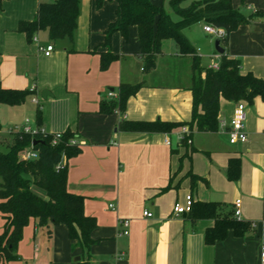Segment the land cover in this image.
<instances>
[{
  "label": "crops",
  "instance_id": "obj_1",
  "mask_svg": "<svg viewBox=\"0 0 264 264\" xmlns=\"http://www.w3.org/2000/svg\"><path fill=\"white\" fill-rule=\"evenodd\" d=\"M50 0H3L0 2V83L6 88L31 91L41 111L39 126L47 133L69 127L77 134L81 152L67 160V189L85 196L84 212L96 218L90 233L94 241L81 247L68 237L66 225L51 226L50 236L31 219L17 245L19 258L5 264H264V101L255 97L246 106L244 142L230 143L226 125L234 101L220 100L218 129L198 131L184 124L169 132L125 131L124 120L188 121L192 112L191 60L181 56L170 39L162 43L152 70H144L138 55L136 28L128 38L119 32L104 46L108 24L115 19V3L80 0L73 41L47 40L39 31L28 42L16 30L21 20L33 19L39 2ZM157 4V0H151ZM162 3V2H161ZM234 8L264 9V0H231ZM202 25L204 36L199 29ZM204 22L184 29L195 47L202 67L219 63L220 54L203 30ZM49 39V38H48ZM53 45L47 56L39 47ZM118 57L100 68V52ZM228 54L241 60V71L264 78V20L254 18L229 34ZM179 72V73H178ZM204 76V73L201 74ZM142 82L123 110H99L102 100L118 98L121 83ZM113 92L115 97H108ZM21 105H5L9 116L23 113ZM200 111V109H199ZM36 112L31 119L36 126ZM188 129L183 133L182 128ZM6 143L10 141L3 140ZM0 141V142H3ZM237 158L236 178L229 162ZM212 201L231 209L240 199L238 219L249 223L242 236L229 232L212 244L204 239L214 224L211 218L192 221L189 213L174 214L176 202ZM112 204L113 208L109 205ZM143 210L151 212L143 216ZM129 219L128 234L119 220ZM5 219L0 213V233Z\"/></svg>",
  "mask_w": 264,
  "mask_h": 264
},
{
  "label": "trees",
  "instance_id": "obj_2",
  "mask_svg": "<svg viewBox=\"0 0 264 264\" xmlns=\"http://www.w3.org/2000/svg\"><path fill=\"white\" fill-rule=\"evenodd\" d=\"M105 1L115 3V19L104 31V46H110L111 36L115 32L127 39L129 28L134 26L139 43L138 55L144 70L155 67L157 56L163 50L162 43L168 39L173 41L181 56H189L191 60L189 89L192 94V112L188 121L124 120L120 123V129L169 132L186 124L190 129L195 127L198 131H216L221 98L247 104H251L255 97L264 101V78L251 72L243 73L241 60L228 54L229 34L254 18L264 20V9L244 11L234 8L231 0H168L170 10L179 17L173 20L163 3L156 4L151 0H95L96 8H100ZM79 4L80 0L39 2L33 19L19 21L16 30L24 33L28 42L39 31H46L51 41L65 38L73 41ZM195 22H204V25L210 24L225 32L220 39L224 53L220 54L216 69L201 66L197 50L184 33V29ZM117 57L111 51L100 52V68L106 69ZM142 84L121 83L118 98L102 100L99 110L103 113L123 110L129 97ZM30 95L28 89L6 88L0 83V104L21 105ZM35 117L36 127H40L39 108L36 109ZM55 134L31 135L17 130L9 143L0 142V213L5 219L4 229L0 233V264L19 258L17 245L24 227L31 219L49 236L51 226L64 224L68 229V237L77 240L79 246L89 247L94 242L90 233L97 222L94 216L84 212L85 196L67 189V160L81 152L77 134L67 127L53 143ZM34 139L41 141L33 146L37 158L24 160L22 153ZM71 139L76 142L70 143ZM238 167V159L231 158L230 177L236 178ZM33 187L43 190L46 198L40 197ZM188 213L192 221L199 218L214 220L213 226L205 231L207 244L224 239L229 232L242 236L249 229L247 221L234 217L231 209H226L220 203L193 201Z\"/></svg>",
  "mask_w": 264,
  "mask_h": 264
},
{
  "label": "built area",
  "instance_id": "obj_3",
  "mask_svg": "<svg viewBox=\"0 0 264 264\" xmlns=\"http://www.w3.org/2000/svg\"><path fill=\"white\" fill-rule=\"evenodd\" d=\"M203 30L209 34L214 36L215 38H222L225 35V32L222 28H218V27H214L210 24H205L203 25ZM34 41L37 40L36 36H33L32 38ZM39 49L41 51L44 52L45 55H49L52 50H53V45L52 44H47L44 47H39ZM211 68L216 69L218 67V63H213L211 66ZM34 90V86L31 87L30 91ZM108 97H115V94L113 92H108ZM34 102L36 101L35 98L32 99ZM246 106L247 103L244 101H238L235 103V107L233 109V114L231 119L229 120V122L227 124H223L226 125L227 130L226 133L228 135V139L230 143H236V142H244L246 140V131H245V121H246ZM10 130V129H9ZM18 130L24 132V133H28L31 135L40 133L41 135H45L47 134V132L41 128V127H36V126H31L29 125L28 122L23 123L22 125H20L18 127ZM182 132L186 133L188 132V129L183 127L182 128ZM60 136L59 133L55 134V137L53 139V143L56 142V139ZM76 140L75 139H71L70 143H75ZM22 158L24 160H32L37 158V152L33 149L32 144L29 145L22 153ZM240 199H236L234 202V215L236 217L239 216V211H240ZM193 203V199L191 197L190 194H187L185 196V201L184 204H180L179 202H176L173 205V213L174 214H181V213H187L190 211L191 205ZM110 208H113V205L110 204L109 205ZM143 216L146 217H150L151 216V212H149L148 210H143L142 212ZM119 224L122 228L121 233L123 235H127L128 234V228H129V219L124 218L119 220ZM260 259L261 262L264 263V244L261 247V252H260Z\"/></svg>",
  "mask_w": 264,
  "mask_h": 264
},
{
  "label": "rangeland",
  "instance_id": "obj_4",
  "mask_svg": "<svg viewBox=\"0 0 264 264\" xmlns=\"http://www.w3.org/2000/svg\"><path fill=\"white\" fill-rule=\"evenodd\" d=\"M53 1V0H50ZM163 3L164 7L166 10L169 11V14L173 20H177L179 17L177 14L173 13L168 5V0H157V4ZM192 29H199L198 33L204 36V33L202 32V25L200 23H196ZM41 32V31H40ZM208 40L211 42H214L215 37L212 35L205 36ZM47 40H49L47 38ZM171 43H173L172 40H170ZM174 45V43H173ZM179 73V72H178ZM29 100L26 103V106L23 110V113L21 112L20 114H16L15 116H9L8 113L5 111V106L0 104V141L7 140L10 141L11 137L14 132L18 130V127L20 126V121L24 117H30L31 119L33 118L36 109L38 107L37 103L31 102L30 97H28ZM10 129V130H9ZM1 181V180H0ZM35 192L40 195V197L46 198L43 190H41L38 187H33ZM5 264V262L3 263Z\"/></svg>",
  "mask_w": 264,
  "mask_h": 264
},
{
  "label": "water",
  "instance_id": "obj_5",
  "mask_svg": "<svg viewBox=\"0 0 264 264\" xmlns=\"http://www.w3.org/2000/svg\"><path fill=\"white\" fill-rule=\"evenodd\" d=\"M214 49L218 54H222L224 53V48L220 45V38H215L214 40ZM39 142H41L40 140L34 139L32 141V146H35L36 144H38Z\"/></svg>",
  "mask_w": 264,
  "mask_h": 264
}]
</instances>
